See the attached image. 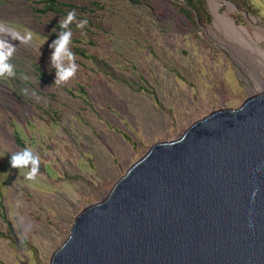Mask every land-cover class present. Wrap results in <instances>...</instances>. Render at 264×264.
<instances>
[{"label": "rangeland", "instance_id": "obj_1", "mask_svg": "<svg viewBox=\"0 0 264 264\" xmlns=\"http://www.w3.org/2000/svg\"><path fill=\"white\" fill-rule=\"evenodd\" d=\"M215 2L253 37L264 29V0ZM214 19L210 0H0V24L22 36L0 30L14 72L0 76V264H49L80 210L152 144L264 89V62ZM62 30L63 63L70 51L78 68L54 84L49 45ZM29 146L40 157L34 180L10 164Z\"/></svg>", "mask_w": 264, "mask_h": 264}, {"label": "water", "instance_id": "obj_2", "mask_svg": "<svg viewBox=\"0 0 264 264\" xmlns=\"http://www.w3.org/2000/svg\"><path fill=\"white\" fill-rule=\"evenodd\" d=\"M49 264H264V89L152 144Z\"/></svg>", "mask_w": 264, "mask_h": 264}, {"label": "clouds", "instance_id": "obj_3", "mask_svg": "<svg viewBox=\"0 0 264 264\" xmlns=\"http://www.w3.org/2000/svg\"><path fill=\"white\" fill-rule=\"evenodd\" d=\"M75 19V12L71 11L68 13L67 20L59 21L62 29H67L69 23ZM87 19H84L78 23L79 28H84L87 25ZM71 32L61 31V33L56 37V39L49 45L53 49L50 55V68L56 70V75L54 78V84H61L67 82L71 77H73L77 71L78 66L75 64L74 54H67V58L71 61L68 66L63 63V58L61 53L67 48L70 43ZM10 54V53H9ZM6 55L4 52L0 51V76L13 75L12 65L5 62ZM10 164L13 168L27 169L28 171L24 173L25 178L28 180H34L39 172L40 157L35 152L32 147H25L18 152L11 154Z\"/></svg>", "mask_w": 264, "mask_h": 264}, {"label": "bare ground", "instance_id": "obj_4", "mask_svg": "<svg viewBox=\"0 0 264 264\" xmlns=\"http://www.w3.org/2000/svg\"><path fill=\"white\" fill-rule=\"evenodd\" d=\"M210 3L213 7L214 14H215V23L218 27L224 31L226 37L233 40L235 43L239 44L243 49L247 50L249 54L253 57V59L262 65L264 62V49H262L259 45L260 40H264V29L258 30L254 32L253 37L244 27L236 25L233 20L226 15L218 13V4L215 0H210ZM3 24V23H1ZM0 24V30L12 34L16 37L21 38L22 36L14 29L10 28L9 26ZM232 46V45H231ZM236 50L235 48H233ZM242 53V51H240ZM247 62V61H246ZM258 73L264 76V68L259 67ZM259 74L256 75L257 82L264 81L259 77ZM261 76V77H262ZM262 83V82H261Z\"/></svg>", "mask_w": 264, "mask_h": 264}, {"label": "trees", "instance_id": "obj_5", "mask_svg": "<svg viewBox=\"0 0 264 264\" xmlns=\"http://www.w3.org/2000/svg\"><path fill=\"white\" fill-rule=\"evenodd\" d=\"M18 143L21 144V142L17 139Z\"/></svg>", "mask_w": 264, "mask_h": 264}]
</instances>
